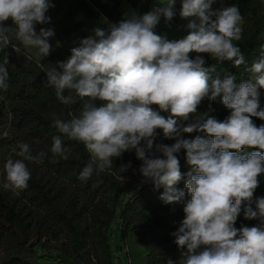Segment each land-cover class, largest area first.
I'll return each instance as SVG.
<instances>
[{"label": "clouds", "instance_id": "clouds-1", "mask_svg": "<svg viewBox=\"0 0 264 264\" xmlns=\"http://www.w3.org/2000/svg\"><path fill=\"white\" fill-rule=\"evenodd\" d=\"M160 3L142 15L132 10L118 23L96 27L94 35L53 65L42 61L53 49L50 39L55 32L36 30L37 24L50 21L46 13L54 7L51 0H0V50L12 42L10 37L34 49L46 87L69 109L79 105L66 119H53L59 135L51 137L48 151L33 155L28 143H17L13 151L18 148L21 158L4 162L3 187L16 194L28 187L32 173L26 162L39 163L49 153L52 164L68 161L73 149L65 139L82 144L89 155L78 176L81 181L94 173L116 175L114 161L134 151L143 181L155 189L163 187L162 201L172 204L184 198L185 191L176 187L182 179L190 195L184 218L171 234L179 260L169 257L166 264H264V197L254 198L264 174V125L258 127L253 119L264 120V45L247 66L237 43L244 38L243 16L235 5L214 8L217 0H180L178 10L177 0ZM177 12L187 20L182 26L187 34L179 39L159 34L161 20L171 27ZM9 19L15 28L6 26ZM13 48L20 53L16 44ZM192 52L197 53L194 59ZM201 54L217 62L232 61L236 67L245 65L250 78H212L215 67L207 66ZM8 65L5 56L0 62V90L9 86ZM218 98L230 111L225 119L198 111L205 100ZM161 133L175 143L157 142ZM184 133L203 135L189 140ZM181 149L191 169L186 179L176 155ZM131 167L129 161L120 171ZM242 205L244 218L258 221L255 226H235Z\"/></svg>", "mask_w": 264, "mask_h": 264}, {"label": "trees", "instance_id": "trees-1", "mask_svg": "<svg viewBox=\"0 0 264 264\" xmlns=\"http://www.w3.org/2000/svg\"><path fill=\"white\" fill-rule=\"evenodd\" d=\"M130 4L138 14H144L151 10V4L157 0H124ZM51 7L46 15L50 21L44 25H36L38 31L41 27L54 30L64 54L69 57L71 49L79 47L82 39L94 35L96 27H107V23H118L125 18V11L119 0H51ZM237 6L244 22L243 39L238 43L245 56L247 66L258 57L260 46L264 45V0H226L227 6ZM179 10L180 4L176 5ZM214 8H218L213 5ZM177 12L171 24L180 20ZM6 26L15 28L9 19ZM12 42L0 50V62L6 56L9 60L8 89L0 90V125L9 113L12 116L13 126L27 133L32 140H39L51 146L53 135H59L52 121L54 118H67V112L77 111L79 105L71 106V109L59 103L52 88L46 87V74L37 67L36 60H28L26 49L14 37ZM13 44L20 47L17 53ZM197 53L189 54L195 58ZM205 56L209 67L214 66L215 71L210 73L212 78H223L227 74L237 77V82L247 80L250 74L245 71V65L236 67L232 61L217 62ZM45 64H53L50 56L42 61ZM261 100L264 104V95ZM159 110L157 106H153ZM9 110V111H8ZM200 113L215 116L218 120L225 119L230 111L223 105L220 98L214 102L205 100L199 106ZM55 114V115H54ZM165 117L168 113L161 112ZM259 127L264 125V120L253 118ZM192 122V118L187 123ZM160 131V130H158ZM184 139H194L202 133H184ZM160 140L168 145L174 140H166L162 133ZM65 144L72 147L73 156L68 161L50 163L46 157L41 164L47 170L67 181L80 194L91 199L90 207L79 206L72 203L66 209L61 207V193H53L47 190L38 180L31 178L28 187L21 192L30 203L40 210L51 226L60 229L71 244V252L68 257L73 264H85L83 256L88 251L93 264H120L114 253L112 241L116 242L117 234L120 241L126 245L128 238L133 234L136 244L147 248H167L166 253L156 252L148 255L146 264H166L167 258L179 260L177 246L173 243L171 235L179 227V221L183 220V208L190 195L185 188V180L182 179L176 187L185 191L184 198L177 203L166 204L160 199L164 189H155L153 185L143 181L142 175L132 180L118 178L121 159L113 163V171L116 175L108 173L93 174L90 179L81 181L78 179L83 167L86 166L89 155L82 144L65 139ZM32 149L36 155L39 150ZM255 149H247L250 152ZM180 162V170L185 174L190 171L186 161V151L181 149L176 154ZM122 158L131 161L133 167L138 169V160L133 152H125ZM260 184L254 193V198L264 197V174L259 177ZM243 207L236 221V227L241 225L255 226L257 220H246L243 215ZM18 229L24 236V240L15 246L4 249V260L1 264H64L59 258L53 259L38 253L37 245L30 244L27 238L31 228L30 216L23 213L16 206L7 205L0 197V244L4 238L1 220ZM53 259V260H52Z\"/></svg>", "mask_w": 264, "mask_h": 264}, {"label": "rangeland", "instance_id": "rangeland-1", "mask_svg": "<svg viewBox=\"0 0 264 264\" xmlns=\"http://www.w3.org/2000/svg\"><path fill=\"white\" fill-rule=\"evenodd\" d=\"M119 1L121 3V7L125 11V16L127 13L133 10L132 6L126 3L124 0ZM177 4H180V0H177ZM156 6H162L160 0L153 2L151 4V9ZM215 6L218 8L222 6L226 7V0H217ZM186 23V19H180L177 23L171 24V27H168L163 23L162 19L161 23L157 26V32L159 34H166L169 39H179L187 34V32L182 27ZM242 26L244 28V22H242ZM50 43L53 45V49L48 57H53V65H55L57 61L67 58L55 35L50 39ZM26 52L28 55L32 56V59L36 60L34 49H26ZM261 103L263 104L262 100ZM11 119L12 116L9 111L3 120V124L0 125V197L7 205L16 206L19 210L23 211L24 214L30 216L29 223L31 224V228L27 238L30 244L37 245V250L40 255L53 259L61 258L60 260H62L64 264H73V261L68 257V254L71 252V244L68 241L66 235L60 229L51 226L44 214L40 210L36 209L25 197V195H23L21 192L18 194L13 193L11 190H7L3 187V184L6 182V174L3 168L4 162L9 158H21L17 155L19 151L18 148L16 151H13L18 142H26L31 146V148L39 151H48L50 148L44 142L32 140L27 135V133L16 129L13 126ZM5 133H7V135H4ZM157 142H162L159 137L157 138ZM120 159V166L122 164L128 163V161L124 160L122 157ZM26 163L31 170V178L41 182V184L45 186L47 190H50L53 193H61V207L63 209H66L72 203L78 204L79 206H91V199L80 194L67 181L47 170L42 166L41 162L37 163L29 161ZM140 164L141 161L138 160V165L140 166ZM138 169L132 166L123 173L119 171L118 177L123 176L125 177V180H132L133 177L138 178L141 176ZM1 224L3 226L4 238L0 244V264L4 260V249L15 246L24 240L23 234L12 225L7 224L4 219L1 220ZM112 246L116 257L118 258L117 261L120 264H146L149 254L156 252H167V248L150 249L136 244V238L133 234L129 236L126 245L120 241L117 234L116 242L113 240ZM83 261L85 264H93L88 251L83 256Z\"/></svg>", "mask_w": 264, "mask_h": 264}, {"label": "built area", "instance_id": "built-area-1", "mask_svg": "<svg viewBox=\"0 0 264 264\" xmlns=\"http://www.w3.org/2000/svg\"><path fill=\"white\" fill-rule=\"evenodd\" d=\"M128 253H129V251H128Z\"/></svg>", "mask_w": 264, "mask_h": 264}]
</instances>
